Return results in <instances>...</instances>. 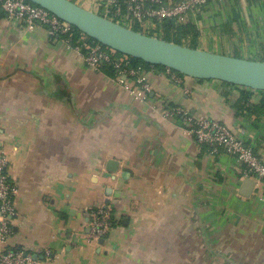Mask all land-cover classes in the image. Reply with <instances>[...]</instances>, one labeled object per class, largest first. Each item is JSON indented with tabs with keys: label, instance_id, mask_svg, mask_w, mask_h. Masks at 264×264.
Instances as JSON below:
<instances>
[{
	"label": "crops",
	"instance_id": "0c3cea01",
	"mask_svg": "<svg viewBox=\"0 0 264 264\" xmlns=\"http://www.w3.org/2000/svg\"><path fill=\"white\" fill-rule=\"evenodd\" d=\"M188 21L196 48L264 61V0H224ZM150 84L138 102L113 70L0 12V150L17 187L9 248L34 264H264V186L243 196L235 158L159 114L181 106L240 130L264 162V92ZM100 207L114 224L93 242L87 214Z\"/></svg>",
	"mask_w": 264,
	"mask_h": 264
},
{
	"label": "built area",
	"instance_id": "2783aa9c",
	"mask_svg": "<svg viewBox=\"0 0 264 264\" xmlns=\"http://www.w3.org/2000/svg\"><path fill=\"white\" fill-rule=\"evenodd\" d=\"M84 1L92 3L94 9L91 11L97 14L102 13L101 16L107 19H109L107 16L112 15L116 18L114 22L130 29L137 23L147 33L145 35H148L155 24H160L165 19H177L181 22L186 14H194L206 9L209 5H222L224 0H181L174 4L170 0H167V4H164L162 0H78V5L82 6L81 2ZM0 12L9 20L23 22L29 30L35 27L45 28L51 39L60 40L80 56L89 69L99 70L103 64L110 65L118 82L138 102H144L147 98L146 94L150 91L151 85L150 76H166L178 85H183L186 80L192 79L162 66L161 68L153 67V65L147 68L131 67L126 56H115L111 53L114 51L99 43L88 45L84 36L78 38L77 41H72V26L26 0H0ZM123 76L129 77L135 85L129 86L121 81L120 77ZM228 85L238 91L264 92ZM185 91L187 92L186 89ZM159 114L166 119L174 117L181 119L184 124L183 131L197 145L207 146L212 154L224 152L232 156L242 166L245 179L264 186L263 159L246 145L242 131H231L217 120L204 116H193L181 106L161 111ZM16 195L17 187L9 178L7 161L0 150V264H34L30 252L7 246V240L11 235L10 222L16 216L14 203ZM87 218L91 241L94 242L107 236L113 223V217L107 208L100 207L89 211Z\"/></svg>",
	"mask_w": 264,
	"mask_h": 264
},
{
	"label": "water",
	"instance_id": "95a60500",
	"mask_svg": "<svg viewBox=\"0 0 264 264\" xmlns=\"http://www.w3.org/2000/svg\"><path fill=\"white\" fill-rule=\"evenodd\" d=\"M68 23L102 46L142 61L167 67L197 80H216L234 86L264 91V61L211 53L121 26L72 0H26ZM254 183L245 180L242 195H250ZM101 239L100 241H102Z\"/></svg>",
	"mask_w": 264,
	"mask_h": 264
},
{
	"label": "trees",
	"instance_id": "16d2710c",
	"mask_svg": "<svg viewBox=\"0 0 264 264\" xmlns=\"http://www.w3.org/2000/svg\"><path fill=\"white\" fill-rule=\"evenodd\" d=\"M73 2H75L76 4H79L78 0H72ZM164 4H167V0H162ZM181 1V0H170V2L172 4ZM124 11V10H123ZM99 15H102V13H98ZM109 19L115 21L116 18L111 16H107ZM132 30L140 32L142 34H147L146 32H144L139 24L135 23L132 27ZM81 36L85 37V41L88 45H93L96 44L97 42L88 38L87 36L83 35L82 33H80L78 30H76L75 28L72 29L71 32V39L72 41H77L78 38H80ZM148 36H152V37H157V38H161L165 41L168 42H173L179 45H183V46H187L190 48H196V40L198 37V31L196 29V27L190 22H180L177 19H165L163 20L160 24H155V26L153 27V29L151 30V32L148 34ZM98 44V43H97ZM108 50V49H107ZM110 51V50H108ZM111 52V51H110ZM113 53L115 56H121V54L116 53V52H111ZM130 66L131 67H144L147 68L149 67L148 64L143 63L140 60L131 58V57H127ZM101 67H107L111 70L112 67L108 64H103L101 65ZM153 67L156 68H161V66H156L154 65ZM114 219V218H113ZM114 224V221L112 223V226Z\"/></svg>",
	"mask_w": 264,
	"mask_h": 264
},
{
	"label": "rangeland",
	"instance_id": "374dc122",
	"mask_svg": "<svg viewBox=\"0 0 264 264\" xmlns=\"http://www.w3.org/2000/svg\"><path fill=\"white\" fill-rule=\"evenodd\" d=\"M82 7H84L85 9L88 10H93L94 6L92 5V3H89L87 1L81 2Z\"/></svg>",
	"mask_w": 264,
	"mask_h": 264
}]
</instances>
